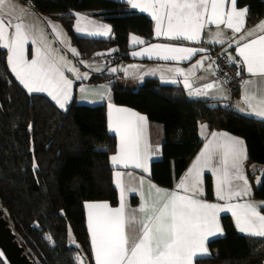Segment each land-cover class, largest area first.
Here are the masks:
<instances>
[{
    "label": "trees",
    "instance_id": "16d2710c",
    "mask_svg": "<svg viewBox=\"0 0 264 264\" xmlns=\"http://www.w3.org/2000/svg\"><path fill=\"white\" fill-rule=\"evenodd\" d=\"M31 4L38 15L62 22L83 59L107 52L125 61L134 49L133 35L145 43L155 40L152 18L121 0H34ZM238 6L248 9V26L264 18V0H238ZM79 12L105 18L114 37L76 35L75 13ZM103 82L111 83L116 104L163 125L161 158L153 162L149 174L159 186L172 189L185 173L203 146L202 124L243 138L248 161L264 168L263 120L219 101L191 99L182 85H164L156 78L146 79L135 90L121 86L117 75L108 71L91 81ZM116 152L106 103L84 105L74 97L63 110L49 97L29 93L10 70L7 51L0 47V208L34 264H95L84 204L118 205L110 162ZM250 182L254 197L264 201V174L260 183L252 175ZM205 187L207 199L213 200L209 174ZM221 221L224 236L210 242L212 256L197 264H264V238L239 233L230 215ZM0 264H8L1 250Z\"/></svg>",
    "mask_w": 264,
    "mask_h": 264
},
{
    "label": "snow or ice",
    "instance_id": "6c2138e0",
    "mask_svg": "<svg viewBox=\"0 0 264 264\" xmlns=\"http://www.w3.org/2000/svg\"><path fill=\"white\" fill-rule=\"evenodd\" d=\"M134 9L148 12L156 21L155 35L172 40L183 39L199 43L203 30L209 25L217 29L224 25L236 34L244 31L248 9H238L237 0H127ZM226 4L230 8L226 10ZM7 8V11L5 9ZM23 9L18 8L11 0H0V47L9 52L8 62L12 73L29 93H47L60 108L64 109L72 98L74 81L65 75V70L75 74L77 80L87 78L63 57L54 56L47 43L37 46L35 56L29 60L26 46L29 41L37 44L38 38L32 28L22 19ZM77 20L74 30L87 35L107 36L111 32L108 25L96 24L81 13H75ZM12 16L16 20L5 18ZM87 24H91L89 31ZM58 39L76 56L79 52L64 39L60 26L48 22ZM259 30L264 32V22L256 28L229 43L236 45L237 57L246 67L247 73L264 78V34L254 36ZM43 41V37L39 38ZM133 44L145 41L133 35ZM224 43L222 33L217 32L212 43ZM204 48L153 44L142 51L132 53L134 56L156 57L165 61L190 60ZM99 55V54H98ZM237 57H229L234 63ZM207 57H202L196 67L202 66ZM81 63H84L81 61ZM212 65H209L211 68ZM99 71V69H97ZM116 72V68L111 69ZM127 71V70H125ZM172 71L184 77L185 87L192 89L188 76L181 68ZM173 83L176 81L173 80ZM252 84V81H245ZM217 85L207 83L194 90L196 95L207 96ZM81 92L88 90L81 87ZM103 98L107 90L97 93ZM257 98L264 96V80L256 82ZM249 101V97H245ZM110 129L119 134L117 153L110 157V162L122 168L132 167L149 172V161L152 148L145 137L147 118L135 111L109 104ZM253 115L264 118V100ZM202 128H207L202 125ZM211 138L199 153L189 171L181 178L177 190L165 191L154 184H149V195L152 191L159 194V203L145 202L138 210H126L125 192H137L144 195L138 187L126 186L125 173L116 171L115 184L120 190V204L111 207L107 202L86 204L88 210V227L94 251L95 264H194L198 256L208 253L209 237L222 233L219 223L220 213L230 212L235 218L238 231L248 235L264 237V202L257 205L250 201L232 203L251 194L249 180L244 173L243 163L247 159L244 141L227 133L210 134ZM205 170L215 175V194L219 201L209 203L199 197L203 196V174ZM131 176V173H128ZM261 181L257 180V183ZM143 184V179L140 180ZM183 193V194H181ZM139 225L134 237L126 232L128 223Z\"/></svg>",
    "mask_w": 264,
    "mask_h": 264
},
{
    "label": "crops",
    "instance_id": "0c3cea01",
    "mask_svg": "<svg viewBox=\"0 0 264 264\" xmlns=\"http://www.w3.org/2000/svg\"><path fill=\"white\" fill-rule=\"evenodd\" d=\"M121 1L127 2V0H121ZM11 2L13 4H16L18 8L23 9V13H22L23 22L32 28L33 34L38 38L37 44H32L31 41H29L28 45L26 46L27 57L29 60H31L35 56V49L37 46L43 47L44 43H47L48 45H50L52 43V37L56 36L54 32H53V35L51 36L52 28L48 23L49 21H51V24H53V25H57V26L61 25L60 28L62 29V32H63V29H66V28L63 26L62 22H60V21L51 19L49 17H42V16L38 15V13L33 9L31 3L22 2L21 0H11ZM138 2H140V0H138ZM229 8H230V5L226 4V10H228ZM237 8L238 9H244L246 7H239L238 6V0H237ZM132 9L141 13V14H145V15L149 16L150 18H152V16L148 12H142L139 9H134V8H132ZM5 11H7V8L5 9ZM79 13L84 14L88 18V20L94 21L96 24H103V25L110 26L111 32L107 36H102V35L93 36V35L77 33L75 31L76 35H78L80 37H86V38H90V39H100V40H110L114 37L113 28H112L111 24L107 20H105V18H103L101 16H97L96 14H93V13H85V12H79ZM247 17H248V12H247V16H246V23L244 26V31L242 33L236 34L232 30L227 29L224 25H221L219 29H217V27L215 25H209L203 30L202 35H201V40L199 43L186 41L183 39L172 40V39H169V38L164 37V36L157 37L155 35L156 21L152 18V20L154 22V38H155L154 42L143 43V44H133L132 40H131V43H132V46L134 47V49H132L130 51L129 59L122 61V63L120 65H114L113 66V65L108 64V62H106L105 57L109 53L102 52V53H99V55L97 53L93 58L87 59V63L84 64L85 67L80 68L81 71H79V72L81 74L87 73L86 79L77 80L75 78L74 73H70V72H67L65 70V75L68 76V78L73 79L74 84H73V89H72V98L66 104L64 109H66L67 105L72 101V99L74 97L76 98L77 102H81L80 104H84V105L97 106V105H101V104L106 103V105H107L108 130H109V133L116 138L117 150H118L119 134L110 129L109 104H114L117 107L127 108V109L135 111V112H137V111L130 108V107L118 105L113 101V99H112V85L110 82H108V83L107 82L91 83L93 77L96 74H100L104 71H108L112 74L117 75V79H118L119 84L121 86H123L124 88L135 90L141 84H143L146 79L156 78L159 80V82H161L164 85H182L186 91L187 96L191 99H210L213 101H219V102H221L222 105H225V106H228L229 104H231V107L233 109H235L236 111L243 113L245 115H249L253 118L264 121V118H260L259 116L251 114L254 109H259L262 106V100H264V96L257 98L255 95V92H256V82L260 81V80H264V78L252 76L251 74L247 73L246 67L240 62V58L237 57V52L235 50L236 45L232 44L231 47L229 46V43L231 41L238 39L239 36L244 35L249 30L256 28L257 25H260L261 22H264V18H262L261 20H259L254 25L248 26L247 25ZM5 18L12 19L13 23L16 22V20L12 16H6ZM76 20H77V17L75 16L74 24L76 23ZM84 23L88 27L89 31H91L93 26L91 24H87V22H84ZM218 31L222 33V38L224 40L223 44L219 43L218 41L215 43L210 42V41H213L215 39V34ZM260 34H264V32H260L259 30H257L255 32L254 36L248 37V39L255 38V36H258ZM40 37H43V41H41L39 39ZM137 37L140 39H143L140 36H137ZM153 44H166V45H173V46L204 48L207 51L202 52V53L198 52L190 60H184V61H172V60L165 61L162 59H158L156 57L149 58L147 55H145V56H134L132 54L134 52L142 51L144 48H147ZM5 50L7 51V56H9L8 50L7 49H5ZM217 51L223 53L228 58L230 56L231 57H237L236 63L239 65V67L241 68V70L245 74V77H244L242 83L240 84L238 89L235 90L234 92L230 91L227 84L217 74V67H216V64H215L214 59H213V54ZM202 57H207V59L204 61V64L202 66L196 67L198 61ZM209 65H212V67L209 68ZM9 67H10V65H9ZM112 68H116L117 73L112 72L111 71ZM175 68H181L184 70L185 74L188 76L189 82L192 83V85H193L192 89L185 87L183 76H180L177 73H175L174 71H172ZM97 69H99V71H97ZM10 70H11V68H10ZM125 70H127V71H125ZM173 80H175L176 82L173 83L172 82ZM245 81H252L253 83L252 84H246ZM207 83H215L217 86L214 87L212 90H210L207 96L196 95L194 90L197 88H202L203 85H205ZM81 87L87 89L88 91L87 92H81L80 91ZM105 90H107L108 95L101 98V96L98 95L97 93L101 92V91H105ZM33 93H37V92H33ZM37 94H43V95L49 97L47 95V93L40 92ZM246 96L249 97L248 102L245 101ZM49 98L51 99V97H49ZM79 99H80V101H79ZM53 102L59 107V105L55 101H53ZM137 113H139V112H137ZM139 114H141V113H139ZM141 115H143V114H141ZM143 116H145V115H143ZM202 125H206V124H202ZM202 125H200V127H199V135H200L201 139L203 140V146L200 149V151L198 152V154L195 156V158L192 160V162L190 163V165L188 166L187 170L182 175V177H184L186 175V173L189 171L192 164L196 160L197 156L203 150V148H204L205 144L208 142V140L211 138L210 134L213 132L225 133V132H220L217 130H211L207 125H206L207 128H202L201 127ZM229 135L232 137L239 138V139L243 140V138L233 136L231 134H229ZM145 137H146L148 143L151 145V148L153 150L151 159L149 161V172L145 173L142 169H134L132 167L125 169V168H122L120 166H115L111 163V166L113 168V182H114L115 188L117 189V192L119 195V203H118V205L113 206V205H111L110 202H107V201L85 202L84 207H85L87 228H88L89 234H90V229L88 227V216H87L88 210L86 208V204L91 203V202H107L110 204L111 207L115 208V207H118L120 202H121L120 201V190H119L118 186L115 184L114 173L116 171H121V172L125 173L123 179H124L126 186L130 185L132 187H138V188L142 189V191L144 192V195H141L139 191H137V192L126 191L125 192L124 196H125L126 210L129 212L138 210V208L145 202L146 198L149 200V203H152L153 201L157 202V204L159 203V200H160L159 194H156L153 190L151 195H149V187L148 186L150 183L156 185L158 188L165 190V191L177 190L176 186L182 177L179 179V181L175 184L174 188H172V189L163 188V187L159 186L158 184H156L155 182H153L149 178V174H150L151 166H152L153 162L158 161L161 158V148H162V145L165 141V130H164L163 125L156 123V122H152V121L148 120V118H147L146 125H145ZM244 144H245L246 149H247V145H246L245 141H244ZM248 158L249 157H248V149H247V159L243 163V168H244V173L247 176V178L249 180V184L251 186V194L247 197L239 198L238 201L234 200V201H232V203H236V202L242 203L245 201H250V202H253V203L259 205V204H261V202H264V201L256 199L254 197L253 187H252L251 182H250V176L251 175L254 176V179L256 180V182H257V180L261 181L263 174H264V168L260 165L255 166L253 163L248 161ZM254 171L257 172V175H255ZM128 173H131V176H129ZM207 174L211 175L213 178V187H214V199L213 200H208L206 197L205 177ZM141 179H143V184H140ZM203 193H204L203 196L199 197L202 200H205L209 203H225L224 201H219L217 199L216 194H215V175H214V173H212L211 171H208V170H205V172L203 174ZM181 194H183V193H181ZM134 200H136L137 202L135 203ZM262 214H264L263 211H262ZM224 215H230L233 218L234 223H235V218L232 216V214L230 212L220 213L219 223H220V226L223 230L222 233H218L216 236L209 237V240L207 242L208 253L206 255L198 256L195 259L194 264H197V261L199 259H203V258H207V257L212 256V252L210 250L209 244L211 241L219 239V238L224 236V229H223V225H222V221H221V218ZM235 226H236V223H235ZM236 229L238 230L237 226H236ZM138 231H139V225L138 224H135L132 222L127 224L126 232L129 234L130 237H134L138 233ZM238 232L241 233L240 231H238ZM241 234L246 235V236H254V235H248L245 233H241ZM254 237H260V236H254ZM260 238H264V237H260ZM90 240H91V235H90ZM91 250H92V255H93V260H94V251H93L92 243H91ZM94 263H95V260H94Z\"/></svg>",
    "mask_w": 264,
    "mask_h": 264
},
{
    "label": "built area",
    "instance_id": "2783aa9c",
    "mask_svg": "<svg viewBox=\"0 0 264 264\" xmlns=\"http://www.w3.org/2000/svg\"><path fill=\"white\" fill-rule=\"evenodd\" d=\"M21 1L31 3L34 0ZM105 58L106 62H108L109 64L116 63L117 65H120L123 61V59L119 55H108ZM213 59L216 64L217 74L219 75V77L227 84L231 92L237 90L245 77V74L243 73L239 65L236 62L234 63L231 59H229L226 55L219 51L213 54ZM230 106L231 104L228 105V107Z\"/></svg>",
    "mask_w": 264,
    "mask_h": 264
},
{
    "label": "water",
    "instance_id": "95a60500",
    "mask_svg": "<svg viewBox=\"0 0 264 264\" xmlns=\"http://www.w3.org/2000/svg\"><path fill=\"white\" fill-rule=\"evenodd\" d=\"M0 250L8 264H34L19 244L8 220L0 208Z\"/></svg>",
    "mask_w": 264,
    "mask_h": 264
},
{
    "label": "rangeland",
    "instance_id": "374dc122",
    "mask_svg": "<svg viewBox=\"0 0 264 264\" xmlns=\"http://www.w3.org/2000/svg\"><path fill=\"white\" fill-rule=\"evenodd\" d=\"M63 32H64L63 33L64 34V39L70 41V46L74 47L79 52L77 46L73 43V41H72L69 33L67 32V30L63 29ZM52 35H53V31H51V36ZM49 46H50L52 54L54 56L63 57L65 60L70 61L71 65L76 67L79 71H81L80 68L85 67L84 64H86L87 63V59H89V58L83 59L81 54H80V52H79V56H76L73 53H71L68 50V48L65 46V44L61 42V39H58L56 36L52 37V43ZM91 58H93V57H91ZM81 61H83L84 63H81ZM114 73H117V71L114 72ZM79 101H80V99H79ZM79 103H81V102H79ZM254 165L258 166L257 164H254ZM254 172H255V175H257V172L256 171H254Z\"/></svg>",
    "mask_w": 264,
    "mask_h": 264
},
{
    "label": "clouds",
    "instance_id": "9594fccd",
    "mask_svg": "<svg viewBox=\"0 0 264 264\" xmlns=\"http://www.w3.org/2000/svg\"><path fill=\"white\" fill-rule=\"evenodd\" d=\"M109 64V63H108ZM110 65H112V64H110Z\"/></svg>",
    "mask_w": 264,
    "mask_h": 264
}]
</instances>
